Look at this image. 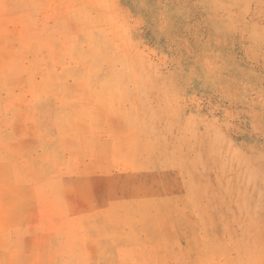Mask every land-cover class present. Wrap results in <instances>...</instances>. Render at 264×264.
<instances>
[{"label": "rangeland", "instance_id": "rangeland-1", "mask_svg": "<svg viewBox=\"0 0 264 264\" xmlns=\"http://www.w3.org/2000/svg\"><path fill=\"white\" fill-rule=\"evenodd\" d=\"M0 264H264V0H0Z\"/></svg>", "mask_w": 264, "mask_h": 264}]
</instances>
